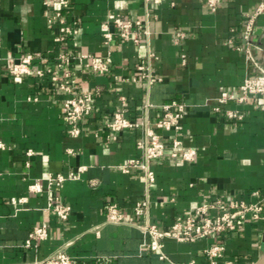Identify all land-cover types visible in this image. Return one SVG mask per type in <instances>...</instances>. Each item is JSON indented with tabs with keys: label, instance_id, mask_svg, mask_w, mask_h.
<instances>
[{
	"label": "crops",
	"instance_id": "obj_1",
	"mask_svg": "<svg viewBox=\"0 0 264 264\" xmlns=\"http://www.w3.org/2000/svg\"><path fill=\"white\" fill-rule=\"evenodd\" d=\"M261 3L218 0L210 10L206 0H67L62 14L77 33L57 44L58 24L48 16L58 3L0 0V264H34L62 249L72 264H209L203 250L218 242L224 251L217 264L255 262L264 251V219L249 217L234 231L195 242L165 239L166 259L143 244L149 237L140 225L147 219L167 227L196 205L216 200L260 201L264 215V96L224 105L240 110L238 122L213 110L221 92L238 95L242 80L264 69V11L244 36L248 15ZM109 13L147 20L149 41L141 34L137 43L115 35L106 47L100 25ZM179 30L185 35L176 41ZM62 50L103 57L110 69L95 72L87 59L58 65ZM26 54L34 56L32 74L13 77L8 68ZM140 63L149 64V74L159 80L139 78ZM37 69L44 75L36 76ZM65 71L74 79L71 94L94 95L77 137L63 120L62 101L70 94L51 79ZM172 102L186 105L179 130L154 131L166 142L176 137L178 152L190 148L196 155L176 161L168 144L163 157L151 161L155 180L147 186L140 171L118 168L139 157L136 141L145 127L111 132L106 124L123 110L131 121L152 127L161 106ZM70 172L78 177L48 187L49 175ZM35 183L39 190L30 188ZM50 193L70 207L66 220L48 208ZM146 197L147 212L137 216L133 206ZM110 202L117 203L124 222L107 220ZM41 223L48 225L47 237L36 248L25 246Z\"/></svg>",
	"mask_w": 264,
	"mask_h": 264
},
{
	"label": "built area",
	"instance_id": "obj_2",
	"mask_svg": "<svg viewBox=\"0 0 264 264\" xmlns=\"http://www.w3.org/2000/svg\"><path fill=\"white\" fill-rule=\"evenodd\" d=\"M60 6L55 8L51 15L48 16V22H57V34L54 37V42L61 44L65 42L69 36H74L77 33V28L73 25H68L62 14V7L67 5V0H54ZM218 0H206L207 7L214 10ZM48 4L47 1H44ZM264 11L263 3L259 4L256 10L249 14L244 28V36L248 38L254 19ZM100 32L103 44L107 47L111 44L114 36L117 35L123 41L138 42V36L144 35L149 41L151 31L147 20L128 19L120 14L109 13L106 20L100 25ZM176 41L184 37L183 30L175 33ZM148 58H155L152 51H148ZM90 60V66L93 71L104 73L109 71L110 67L103 57L72 54L68 51H61L58 55V65L70 64L72 60L82 63L84 60ZM34 56L31 54L22 55L18 60L8 68L9 73L19 78L24 75L32 74L31 63ZM89 65V64H87ZM140 71L139 78H147L149 83L159 80V78L149 74V64L140 63L137 68ZM36 76H43L44 72L41 69L34 71ZM52 82L55 88L59 91L70 94L62 101L64 109L63 120L68 125L69 134L72 137H77L82 130L81 121L88 116L94 108V95L89 91H83L78 94H71L73 89L74 79L69 71H65L61 76H52ZM250 95L264 96V69L254 77H245L239 85V94L232 95L228 92H221L216 98L217 105L213 107L215 111H223L224 115L234 121L242 120V113L238 109L223 108L230 101L242 104ZM163 114L152 125L147 127L142 121L134 122L126 118L123 110H117L113 114L111 120L106 124V128L111 132H120L127 129L145 127L143 135L136 141V146L140 150L139 157H133L126 160L125 163L118 166L123 172L140 171L145 178L146 184L151 185L155 180V175L150 167L153 160L160 159L164 155V149L169 144L173 151L170 157L179 162L191 161L195 158V149H183L178 152L177 149L180 141L173 137L170 141H163L159 134L154 129H162L165 131H177L180 128L181 120L185 114L186 105L184 103H168L161 106ZM0 146H2L0 142ZM78 177V172H70L66 177L63 175H49L47 177L48 187H60L66 179H75ZM33 190H39L37 183L31 185ZM253 196L257 197L258 193L253 192ZM148 198L136 201L133 206V211L137 216H143L148 209ZM48 208L60 220H66L70 214V207L62 203L56 195L49 194ZM212 211H217L212 214ZM263 206L260 201L245 203L243 201L216 200L214 202L200 203L185 216H178L167 227L160 228L155 223L149 222L147 219L144 224L140 225L141 231L149 239L143 244L151 251L158 252L161 259H166L163 253V241L165 239H173L178 242H195L200 239L211 236H218L225 231H234L239 223L251 217L254 220L264 219L262 214ZM107 220L111 223H121L125 221L124 214L121 212L117 203L110 202L105 207ZM48 235L47 223H41L32 227L25 241L27 247H37L39 241L44 240ZM224 251L222 243H213L203 250L204 256L208 259L209 264H217L218 258ZM72 257L64 250H59L56 253L49 255L43 259L36 260L34 264H72ZM171 264H177L171 262ZM187 264H197L195 261H190ZM225 264H230L226 262Z\"/></svg>",
	"mask_w": 264,
	"mask_h": 264
},
{
	"label": "water",
	"instance_id": "obj_3",
	"mask_svg": "<svg viewBox=\"0 0 264 264\" xmlns=\"http://www.w3.org/2000/svg\"><path fill=\"white\" fill-rule=\"evenodd\" d=\"M252 264H264V251L258 257V259L255 262H253Z\"/></svg>",
	"mask_w": 264,
	"mask_h": 264
}]
</instances>
